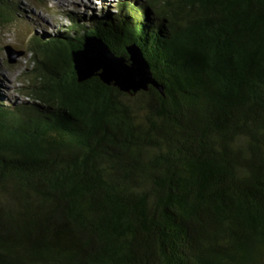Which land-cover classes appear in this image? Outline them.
<instances>
[{"label": "trees", "instance_id": "1", "mask_svg": "<svg viewBox=\"0 0 264 264\" xmlns=\"http://www.w3.org/2000/svg\"><path fill=\"white\" fill-rule=\"evenodd\" d=\"M115 1L34 37L29 100L0 95V264H264V0ZM89 39L163 93L79 82Z\"/></svg>", "mask_w": 264, "mask_h": 264}, {"label": "rangeland", "instance_id": "2", "mask_svg": "<svg viewBox=\"0 0 264 264\" xmlns=\"http://www.w3.org/2000/svg\"><path fill=\"white\" fill-rule=\"evenodd\" d=\"M137 2L145 0H135ZM19 10V19L11 22L0 20V95L13 103L29 100L25 85L29 84L27 75L33 65L32 55L28 53L34 37L44 34L57 35L67 31L73 23L70 12L80 15L84 24L94 19H102L106 13L119 14L118 1L106 0H9ZM117 3V4H116ZM6 45H12L23 53L16 62L8 61Z\"/></svg>", "mask_w": 264, "mask_h": 264}, {"label": "water", "instance_id": "3", "mask_svg": "<svg viewBox=\"0 0 264 264\" xmlns=\"http://www.w3.org/2000/svg\"><path fill=\"white\" fill-rule=\"evenodd\" d=\"M101 18L113 21L117 15L105 13ZM5 49L10 63L16 62L23 53L12 45H6ZM126 50L128 58L117 55L105 43L89 39L83 49L73 54L78 81L83 82L98 77L103 83L131 95L140 90H147L149 85L163 93V86L154 77L150 63L142 50L133 44L127 46Z\"/></svg>", "mask_w": 264, "mask_h": 264}, {"label": "bare ground", "instance_id": "4", "mask_svg": "<svg viewBox=\"0 0 264 264\" xmlns=\"http://www.w3.org/2000/svg\"><path fill=\"white\" fill-rule=\"evenodd\" d=\"M99 1V3H101V4H105V2H106V0H98Z\"/></svg>", "mask_w": 264, "mask_h": 264}]
</instances>
